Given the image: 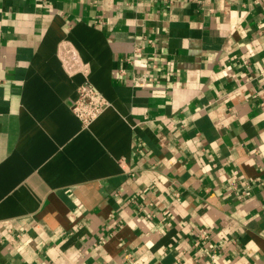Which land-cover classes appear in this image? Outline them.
I'll use <instances>...</instances> for the list:
<instances>
[{
	"label": "crops",
	"instance_id": "1",
	"mask_svg": "<svg viewBox=\"0 0 264 264\" xmlns=\"http://www.w3.org/2000/svg\"><path fill=\"white\" fill-rule=\"evenodd\" d=\"M0 264H264V0H0Z\"/></svg>",
	"mask_w": 264,
	"mask_h": 264
},
{
	"label": "built area",
	"instance_id": "2",
	"mask_svg": "<svg viewBox=\"0 0 264 264\" xmlns=\"http://www.w3.org/2000/svg\"><path fill=\"white\" fill-rule=\"evenodd\" d=\"M148 44L153 46L150 40H147ZM151 79L135 76L133 78V86L141 87ZM107 107V103L103 96L95 90L88 82L81 84L77 89V97L72 105V113L81 123L84 128L89 127L104 111ZM198 240L203 241L207 239V234L201 233L198 236ZM196 244H198L196 242Z\"/></svg>",
	"mask_w": 264,
	"mask_h": 264
}]
</instances>
